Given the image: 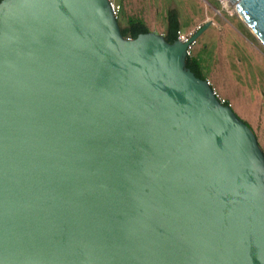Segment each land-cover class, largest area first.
Segmentation results:
<instances>
[{"label": "water", "instance_id": "1", "mask_svg": "<svg viewBox=\"0 0 264 264\" xmlns=\"http://www.w3.org/2000/svg\"><path fill=\"white\" fill-rule=\"evenodd\" d=\"M225 5L264 43V0ZM207 26L0 0V264H264L256 136L184 66Z\"/></svg>", "mask_w": 264, "mask_h": 264}, {"label": "rangeland", "instance_id": "2", "mask_svg": "<svg viewBox=\"0 0 264 264\" xmlns=\"http://www.w3.org/2000/svg\"><path fill=\"white\" fill-rule=\"evenodd\" d=\"M114 1L121 9L119 24L124 25L129 14L138 15L150 32L164 26L167 8H173L182 32L208 23L189 45L191 57L217 96L254 131L264 158V46L231 6L225 0Z\"/></svg>", "mask_w": 264, "mask_h": 264}, {"label": "trees", "instance_id": "3", "mask_svg": "<svg viewBox=\"0 0 264 264\" xmlns=\"http://www.w3.org/2000/svg\"><path fill=\"white\" fill-rule=\"evenodd\" d=\"M165 14H166L165 15L166 19H165V24L163 26V30H162L161 35H162V38L166 42H171L172 40H175V31L178 30L177 28L179 27L178 19H177V16H176L173 8H167L165 10ZM119 26H120L119 32L123 38H125V37L132 38L139 32H144V33L148 32V30L146 28L147 26L145 25L143 18L141 16H138V15H136V16L132 15V14L127 15V18L125 20L124 25L119 24ZM184 66L187 67L191 72H193V74L195 76H197L199 78H203L204 80H206V77L204 76V74L199 71L197 63L191 57L190 52H189V54L184 56ZM223 104H228V102L223 99ZM244 124H246L248 126L247 123H244Z\"/></svg>", "mask_w": 264, "mask_h": 264}, {"label": "built area", "instance_id": "4", "mask_svg": "<svg viewBox=\"0 0 264 264\" xmlns=\"http://www.w3.org/2000/svg\"><path fill=\"white\" fill-rule=\"evenodd\" d=\"M108 5H109V8L111 10V13L113 15L116 16L117 18V14L119 13V10H120V5L118 3H116V1L114 0H108ZM199 27H201L200 25H196V26H193L192 27V30L186 32V33H181L180 31L176 30L175 31V40L181 42V43H184V41H186L188 39V37L193 33L195 32ZM193 42V39L188 41L187 45H186V48H185V54H189V45H191ZM206 83L209 85V87L211 86L209 81L206 80ZM210 91H211V94L221 103H223V99L218 97L216 92L210 87Z\"/></svg>", "mask_w": 264, "mask_h": 264}, {"label": "crops", "instance_id": "5", "mask_svg": "<svg viewBox=\"0 0 264 264\" xmlns=\"http://www.w3.org/2000/svg\"><path fill=\"white\" fill-rule=\"evenodd\" d=\"M120 2V1H119ZM120 4H121V2H120ZM143 18V17H142ZM144 20V19H143ZM240 20V19H239ZM196 25H198L197 23L196 24H194L193 26H196ZM147 26V25H146ZM193 26H191L190 28H192ZM178 29V31H180L181 33H186V32H188V31H190V29H187L186 31H184V32H182L181 30H180V26L177 28ZM162 30H163V26H161V27H159L158 28V30L157 31H154V32H156V33H159V34H161L162 33ZM153 32V33H154ZM207 80V79H206Z\"/></svg>", "mask_w": 264, "mask_h": 264}, {"label": "bare ground", "instance_id": "6", "mask_svg": "<svg viewBox=\"0 0 264 264\" xmlns=\"http://www.w3.org/2000/svg\"><path fill=\"white\" fill-rule=\"evenodd\" d=\"M226 1V0H225ZM234 13V12H233ZM236 14V13H235ZM245 22V24L247 25V27H248V29L250 30V33H252L253 34V36H255L257 39H258V42H260L263 46H264V43H263V41L259 38V36L251 29V27H250V25L246 22V21H244Z\"/></svg>", "mask_w": 264, "mask_h": 264}]
</instances>
